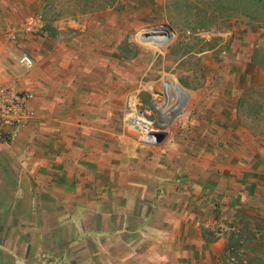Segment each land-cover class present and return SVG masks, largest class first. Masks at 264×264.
I'll use <instances>...</instances> for the list:
<instances>
[{"label": "crops", "instance_id": "obj_1", "mask_svg": "<svg viewBox=\"0 0 264 264\" xmlns=\"http://www.w3.org/2000/svg\"><path fill=\"white\" fill-rule=\"evenodd\" d=\"M40 20L17 29L14 43L0 27V82L28 91L34 111L0 143V264H95V239L140 252L131 264H232L220 220L239 203L264 205V166L239 167L220 145L236 135L216 116L191 117L150 144L117 114L128 66L109 36L74 32V19ZM23 53L29 70L17 63ZM167 81L163 125L180 100L173 80L171 102ZM81 248L87 261L74 256ZM242 251L251 264L249 247Z\"/></svg>", "mask_w": 264, "mask_h": 264}, {"label": "rangeland", "instance_id": "obj_2", "mask_svg": "<svg viewBox=\"0 0 264 264\" xmlns=\"http://www.w3.org/2000/svg\"><path fill=\"white\" fill-rule=\"evenodd\" d=\"M12 2L8 9L6 4ZM0 3V20L4 18L6 24L1 28L18 26L25 16L33 15L53 23L74 19V32L109 36L112 54L128 66L125 94L116 104L120 118L124 116L127 121L133 109L134 114L151 121L153 131L167 134L187 128L191 117H220L224 128L229 129L224 133L236 135L222 138L220 145L226 153L231 152L230 157L239 159L240 168L249 166L244 160L264 166V0H0ZM5 35L9 38L8 33ZM14 40L7 41L14 43ZM165 79L172 84L171 102L176 100L173 80L180 100L173 116L163 125L157 106L168 102ZM255 158L262 163L255 162ZM259 170L263 180L264 167ZM242 205L223 212L220 221L223 226H238L243 231V238L235 235L232 240L242 250L249 247L251 264H264V205H247L249 210ZM94 241L97 244H93L89 254L93 252L98 258L95 264L142 261L140 252L133 248L120 250L119 244L111 242H106L104 248L97 239ZM89 254L81 248L74 256L87 261ZM142 264H149V260L144 259Z\"/></svg>", "mask_w": 264, "mask_h": 264}, {"label": "built area", "instance_id": "obj_3", "mask_svg": "<svg viewBox=\"0 0 264 264\" xmlns=\"http://www.w3.org/2000/svg\"><path fill=\"white\" fill-rule=\"evenodd\" d=\"M40 18L28 15L23 18L18 26L8 28L10 39L15 37L17 29L35 30L40 27ZM17 63L24 70H29L33 66L32 59L27 54H21ZM30 94L26 90L18 89L0 82V143H8L12 140L18 129L23 127L34 117V111L29 106ZM127 117V122L131 128L138 131L141 138L152 141V123L144 115ZM231 231L237 232V228L230 227ZM240 246L230 247L226 259L232 264H248L244 257H241Z\"/></svg>", "mask_w": 264, "mask_h": 264}, {"label": "trees", "instance_id": "obj_4", "mask_svg": "<svg viewBox=\"0 0 264 264\" xmlns=\"http://www.w3.org/2000/svg\"><path fill=\"white\" fill-rule=\"evenodd\" d=\"M236 228H237V232H234V231H232V232H230L229 233V238H228V245L229 246H234V241L232 240L233 238L232 237H235V235H238L237 237L239 238H241L244 234H243V231L238 227V226H236ZM249 233V232H248ZM251 233V235L253 234L254 235V233H252V232H250ZM231 238V239H230ZM243 238V237H242ZM238 242H240L241 243V239L240 240H238ZM235 247V246H234Z\"/></svg>", "mask_w": 264, "mask_h": 264}, {"label": "water", "instance_id": "obj_5", "mask_svg": "<svg viewBox=\"0 0 264 264\" xmlns=\"http://www.w3.org/2000/svg\"><path fill=\"white\" fill-rule=\"evenodd\" d=\"M153 142H160L164 137L165 132L162 130L154 131L151 133Z\"/></svg>", "mask_w": 264, "mask_h": 264}, {"label": "bare ground", "instance_id": "obj_6", "mask_svg": "<svg viewBox=\"0 0 264 264\" xmlns=\"http://www.w3.org/2000/svg\"><path fill=\"white\" fill-rule=\"evenodd\" d=\"M133 103H131V105H132ZM132 111L130 112V114L128 115V117H130V118H132L134 115V112H133V109H131ZM162 123V122H161ZM127 129H129L128 127H127ZM131 130V129H130ZM129 131V130H128Z\"/></svg>", "mask_w": 264, "mask_h": 264}]
</instances>
